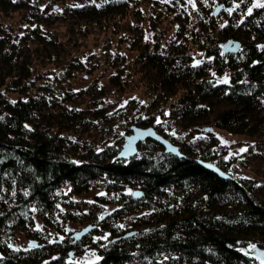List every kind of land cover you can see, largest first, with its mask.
Wrapping results in <instances>:
<instances>
[{
    "label": "trees",
    "instance_id": "obj_1",
    "mask_svg": "<svg viewBox=\"0 0 264 264\" xmlns=\"http://www.w3.org/2000/svg\"><path fill=\"white\" fill-rule=\"evenodd\" d=\"M251 1L240 0L242 11L220 27L221 36L240 38L237 51L213 43L207 46L209 57L194 61L187 51L149 50L136 43L141 60L152 72L149 87L155 96L166 101L179 95L171 112L183 120L184 128L209 130L215 122L234 133L260 130L264 122V7L258 5L264 3L245 11ZM31 2L0 0V11L28 8ZM127 6V0L86 1L74 4L73 10L97 17L123 13ZM213 70H231L229 80L218 81L211 76ZM31 74L17 42L0 27V264H89L68 256L74 254L71 247L92 229L78 240L70 234L22 247L12 244L9 228L12 222L20 227L32 224L35 212L50 220L58 188L64 183L82 193L100 181L108 191H119L121 205L114 214L151 206L146 199L162 195L168 187L184 185L189 190L165 219L95 243L100 256L94 264H261L242 244H264V201L244 184L201 163L200 159H207L205 153L198 155L185 142L180 145L183 154L166 150L152 137L139 141L137 151L129 156L119 154L120 139L72 153L64 136L53 132L42 118L49 99L43 92L29 91ZM4 87L19 94L10 98ZM208 133L213 143L218 142L211 130ZM213 162L225 169L221 158ZM126 185L139 186L128 193ZM136 189L142 191L140 196L132 194ZM96 196L106 200L103 193ZM231 198L236 199L234 204ZM164 209L169 211L167 206Z\"/></svg>",
    "mask_w": 264,
    "mask_h": 264
},
{
    "label": "rangeland",
    "instance_id": "obj_2",
    "mask_svg": "<svg viewBox=\"0 0 264 264\" xmlns=\"http://www.w3.org/2000/svg\"><path fill=\"white\" fill-rule=\"evenodd\" d=\"M31 1L28 8L0 11V27L14 38L18 51L30 63L29 91L43 92L49 99L42 118L53 132L64 136L72 153L118 139L123 144L132 124L153 125L179 146L185 142L209 160L221 158L224 170L264 201V122L256 133H234L211 122L209 130L218 137L216 143L205 126L184 128L183 120L171 112L179 95L166 101L155 96L149 87L152 72L135 46L139 42L149 50L187 51L194 61L209 57L208 45L223 46L229 39L220 35V27L242 11L240 0H127L123 13L97 17L76 13L73 5L103 0ZM262 3L264 0H252L245 11ZM230 73L213 70L211 76L228 81ZM4 90L10 98L19 94L14 89ZM138 186L126 185L124 191L131 193ZM188 190L184 185L168 187L162 195L146 199L151 206L114 214L121 205L119 191H108L100 181L88 191L75 193L64 183L58 188L59 199L51 219L45 221L35 212L32 224L26 227L12 222L9 239L15 246L27 247L31 238L39 244L60 240L97 223L88 237L71 247L74 254L68 256L94 264L100 256L95 243L165 219L178 209ZM102 193L106 200L96 196ZM233 200L229 199L234 204ZM256 246L264 248L255 241L242 244L264 264Z\"/></svg>",
    "mask_w": 264,
    "mask_h": 264
},
{
    "label": "water",
    "instance_id": "obj_3",
    "mask_svg": "<svg viewBox=\"0 0 264 264\" xmlns=\"http://www.w3.org/2000/svg\"><path fill=\"white\" fill-rule=\"evenodd\" d=\"M220 7V6H219ZM216 9V12L218 8ZM241 46V40L239 38H229L223 43V49L224 50H229V51H237L239 47ZM211 125H209L207 128L209 129ZM147 137H152L161 142L166 150L173 151L178 154H183L184 152L180 149V146L172 141L169 137L165 136L163 133L159 132L155 126L153 125H147V126H142L138 124H132V131L128 133L125 136V141L122 144V147L119 150V154L122 156H129L134 154L137 149H138V143L139 141L147 138ZM201 163L205 164L207 167L214 169L221 175H226L229 176V174L220 166H218L216 163H214L211 160L207 159H200ZM141 190L136 189L133 191L134 196H140L141 195ZM92 225L88 224L83 226L81 229H78L74 231L73 235L76 238H81L83 234L88 232L91 229ZM136 229H130L129 231L125 232L124 235H128L130 233L135 232ZM30 245H39V242L35 238H31L29 240ZM256 252L261 256L264 257V248L261 246H256L255 247Z\"/></svg>",
    "mask_w": 264,
    "mask_h": 264
},
{
    "label": "bare ground",
    "instance_id": "obj_4",
    "mask_svg": "<svg viewBox=\"0 0 264 264\" xmlns=\"http://www.w3.org/2000/svg\"><path fill=\"white\" fill-rule=\"evenodd\" d=\"M131 131H132V125H131V130H130V132H131ZM130 132H129V133H130ZM126 135H127V134H126ZM126 135H125V136H126ZM132 194H133V193H132ZM87 225H88V224H87ZM91 225H92L91 229H93L95 225H93V224H91ZM73 233H74V232H73ZM73 233L71 234V236H72L75 240H78L79 238H76V237L73 235ZM125 236H126V235H125ZM28 245H30V244L28 243ZM39 245H40V244H39ZM71 254H72V252H71Z\"/></svg>",
    "mask_w": 264,
    "mask_h": 264
},
{
    "label": "snow or ice",
    "instance_id": "obj_5",
    "mask_svg": "<svg viewBox=\"0 0 264 264\" xmlns=\"http://www.w3.org/2000/svg\"><path fill=\"white\" fill-rule=\"evenodd\" d=\"M259 7H264V5H258ZM249 12H251V9H249ZM241 151H244V149H242ZM103 217H101V219H102ZM105 239H106V237H105Z\"/></svg>",
    "mask_w": 264,
    "mask_h": 264
}]
</instances>
